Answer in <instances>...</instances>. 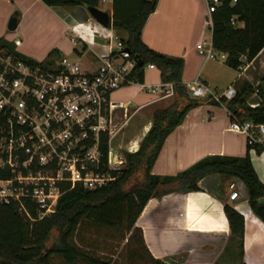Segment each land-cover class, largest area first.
<instances>
[{
  "label": "crops",
  "instance_id": "0c3cea01",
  "mask_svg": "<svg viewBox=\"0 0 264 264\" xmlns=\"http://www.w3.org/2000/svg\"><path fill=\"white\" fill-rule=\"evenodd\" d=\"M90 1L96 2L97 8L101 2L109 3L111 13L104 10L110 15L107 28L90 17L85 5L47 6L41 0H0V39L15 43L13 49L17 53L33 60H45L53 49L66 57L74 52L79 58L88 51L90 55L85 63H79L84 69H95L99 63L97 55L110 45L98 44L97 39H103L98 35L126 38L127 34L112 27L113 0ZM78 7H85L86 14L74 10ZM11 16L17 19L15 34L7 32ZM210 27L207 0H157L154 11L141 28L140 38L147 48L182 60V83L187 86L198 80L207 93L197 99H212V94L229 86L236 92L243 84L255 89L259 85L264 87V46L251 61H243L237 69L231 68L225 60L207 59L198 54L197 44L205 42V48L211 44ZM18 36L21 38L16 43ZM77 46L79 50L75 52ZM162 83L160 70L149 64L144 68L141 83L132 82L112 92L110 97L116 104L113 120L117 128L110 145L120 148L122 154L136 152L151 127L154 110L169 107L175 101L173 91L169 94L147 91V87L158 88ZM260 103L256 91L246 98L250 107ZM229 121L221 103L204 102L190 109L182 123L165 138L151 173L174 176L209 155L243 157L248 152L251 165L264 184V149L256 153L255 147L249 148L243 134L227 130ZM230 181L236 183L239 194L234 201L227 199ZM198 187L200 190L194 192H165L145 203L135 227L141 230L149 255L170 264H214L219 259L233 260L231 263L237 259L238 264H264V223L250 210L243 183L211 173L199 180ZM224 202L243 216L242 260L238 258L235 244L229 240Z\"/></svg>",
  "mask_w": 264,
  "mask_h": 264
},
{
  "label": "trees",
  "instance_id": "16d2710c",
  "mask_svg": "<svg viewBox=\"0 0 264 264\" xmlns=\"http://www.w3.org/2000/svg\"><path fill=\"white\" fill-rule=\"evenodd\" d=\"M47 6H97L90 0H41ZM157 0H113V29L126 31L121 38L142 65L135 66L131 74L134 82L141 83L146 65L160 70L163 83H170L175 101L169 107L156 109L152 124L134 153H123L124 163L119 170L110 171L115 178L105 185L86 189L75 184L59 197L52 214L36 219V212L28 206L29 219L14 203L0 202V264H53L59 257L64 264H111L95 251L84 249L80 236L88 226L122 230L129 234L127 243L134 242L138 248L129 251L131 260L141 259L145 252L150 264H170L153 259L142 239L141 230L135 222L145 203L165 192L199 191L198 182L204 176L217 173L222 179L240 180L247 193V203L252 213L264 223V184L255 173L248 152L243 157L220 155L206 156L174 176H158L151 173L152 165L165 138L182 123L186 113L198 105L223 104L230 118L250 120L264 124V87L252 88L243 84L231 99L221 98L216 102L210 98H192L181 80L182 60L155 52L141 42V28L155 9ZM211 0H207L210 3ZM124 9H130L128 12ZM231 20L234 24H231ZM211 45L217 52L226 54L225 63L237 69L242 63L251 61L264 46V0H219L210 13ZM0 47L7 51L13 45L0 39ZM76 52V49L74 50ZM244 55L242 62L240 56ZM25 61L33 59L18 55ZM58 50H51L46 60L60 58ZM256 91L261 103L256 107L246 104L247 96ZM250 148V147H249ZM264 147L255 146L260 153ZM100 150L105 161L107 137L100 138ZM68 188V186H64ZM160 187L167 190L161 191ZM223 211L229 225V240L235 244L240 260L243 257V216L227 202ZM76 239V241H75ZM127 244V245H128ZM131 260L129 264L131 263ZM217 264V263H214ZM240 264H244L241 262Z\"/></svg>",
  "mask_w": 264,
  "mask_h": 264
},
{
  "label": "built area",
  "instance_id": "2783aa9c",
  "mask_svg": "<svg viewBox=\"0 0 264 264\" xmlns=\"http://www.w3.org/2000/svg\"><path fill=\"white\" fill-rule=\"evenodd\" d=\"M218 3H207V15ZM98 36L114 46H106L97 55L99 63L92 70L66 56L25 61L0 47V202L16 204L29 219L27 205L34 208L36 219L47 217L67 189L75 184L86 189L101 187L115 178L110 171L124 163L120 148L110 145L117 128L113 120L116 104L110 96L134 82L130 76L137 63L121 38ZM196 49L207 59L226 58L211 44L205 48V42ZM186 87L192 98L207 94L198 80ZM147 91L169 94L172 85L162 83ZM235 94L229 86L211 98L219 102ZM227 130L243 134L249 147H264L263 123L230 118ZM102 135L107 137L105 161L100 150ZM227 189L228 201L237 200L236 183L230 181Z\"/></svg>",
  "mask_w": 264,
  "mask_h": 264
},
{
  "label": "rangeland",
  "instance_id": "374dc122",
  "mask_svg": "<svg viewBox=\"0 0 264 264\" xmlns=\"http://www.w3.org/2000/svg\"><path fill=\"white\" fill-rule=\"evenodd\" d=\"M99 8L102 10H107L109 13V3L108 2H101L99 4ZM74 10L80 11L82 14H86L85 7H78ZM17 29L13 31L7 30L8 34H15L17 33ZM21 38V36H18L16 38L17 40ZM10 43V42H8ZM98 44H108L107 40L103 39H97ZM11 45H14L15 43H10ZM77 45V44H76ZM110 46H114V42H110ZM76 50L78 49V46L75 47ZM97 48H95L96 50ZM12 53H15L16 55H20L13 49L10 51ZM90 55V52L87 51V54H85L82 58H79L74 52H72L70 55H68V58L74 61H78L80 63H85V59H87ZM174 102V101H173ZM115 143V142H113ZM84 249H90L92 251H95L97 254H99L101 257L109 259L111 264H129L131 258L129 257V251L133 250L134 248H138V246L130 241V243H127V239L129 234L125 233L122 230L117 229H105V228H96L92 226H88L87 228L83 229V231L80 234ZM76 241V239H75ZM128 244V245H127ZM141 259L131 260L132 264H150L148 256L145 254V252L140 251ZM233 262V260H231ZM228 260H218L217 264H238V260L236 259L235 263H231ZM53 264H64L63 260L59 257H53L52 259Z\"/></svg>",
  "mask_w": 264,
  "mask_h": 264
},
{
  "label": "water",
  "instance_id": "95a60500",
  "mask_svg": "<svg viewBox=\"0 0 264 264\" xmlns=\"http://www.w3.org/2000/svg\"><path fill=\"white\" fill-rule=\"evenodd\" d=\"M87 11L90 17L102 27L107 28L110 25V15L106 11L94 6H88ZM16 26L17 19L15 16H11L7 22V30L13 31L16 29ZM135 59L138 66L142 65L141 60L137 56H135Z\"/></svg>",
  "mask_w": 264,
  "mask_h": 264
}]
</instances>
